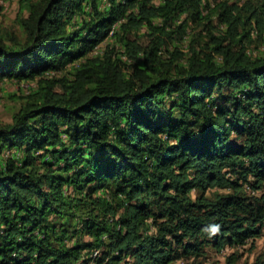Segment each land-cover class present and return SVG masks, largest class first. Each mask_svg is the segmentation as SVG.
Returning <instances> with one entry per match:
<instances>
[{"label":"trees","instance_id":"trees-1","mask_svg":"<svg viewBox=\"0 0 264 264\" xmlns=\"http://www.w3.org/2000/svg\"><path fill=\"white\" fill-rule=\"evenodd\" d=\"M15 23L0 90L33 83L0 122V264H172L261 234L264 0H19Z\"/></svg>","mask_w":264,"mask_h":264},{"label":"rangeland","instance_id":"rangeland-1","mask_svg":"<svg viewBox=\"0 0 264 264\" xmlns=\"http://www.w3.org/2000/svg\"><path fill=\"white\" fill-rule=\"evenodd\" d=\"M19 0H0V29L18 31L15 17L18 11ZM190 28L195 24L190 22ZM264 33V29H263ZM263 39L255 37L250 47L256 51L261 49ZM33 82L7 81L4 91L0 90V122L11 121L12 114L16 112L21 104V94L26 91L28 84ZM210 192V191H208ZM233 255L232 262H228V256ZM172 264H264V224L261 227V234L253 240L241 246H226L221 251H215L212 247L207 248L206 258L195 260L194 258H180Z\"/></svg>","mask_w":264,"mask_h":264},{"label":"clouds","instance_id":"clouds-1","mask_svg":"<svg viewBox=\"0 0 264 264\" xmlns=\"http://www.w3.org/2000/svg\"><path fill=\"white\" fill-rule=\"evenodd\" d=\"M219 225H213L211 228V234H216L219 231Z\"/></svg>","mask_w":264,"mask_h":264},{"label":"built area","instance_id":"built-area-1","mask_svg":"<svg viewBox=\"0 0 264 264\" xmlns=\"http://www.w3.org/2000/svg\"><path fill=\"white\" fill-rule=\"evenodd\" d=\"M99 254V250L98 249H94L92 252H91V257L94 258L95 256H97ZM92 262H90L91 264Z\"/></svg>","mask_w":264,"mask_h":264}]
</instances>
